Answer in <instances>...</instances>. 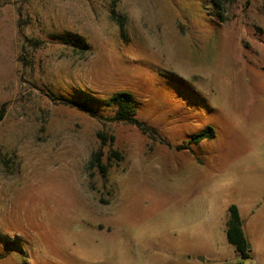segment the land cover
<instances>
[{
	"label": "rangeland",
	"instance_id": "obj_1",
	"mask_svg": "<svg viewBox=\"0 0 264 264\" xmlns=\"http://www.w3.org/2000/svg\"><path fill=\"white\" fill-rule=\"evenodd\" d=\"M0 2V264H264V0ZM121 91L156 135L51 99Z\"/></svg>",
	"mask_w": 264,
	"mask_h": 264
},
{
	"label": "trees",
	"instance_id": "obj_2",
	"mask_svg": "<svg viewBox=\"0 0 264 264\" xmlns=\"http://www.w3.org/2000/svg\"><path fill=\"white\" fill-rule=\"evenodd\" d=\"M212 6L215 9V16L220 22L224 21L223 18V0H210ZM1 5V2H0ZM109 18L114 21L118 28L120 29V33L124 36V25H125V17L120 14L115 13L114 9V1L112 2L111 8L109 10ZM51 37L55 40H58L59 43L70 45L78 48L83 51L88 48L85 41L78 35L72 34H52ZM20 59V58H19ZM51 99L55 101L57 104H60L65 107L74 108L79 110L89 117L96 119L98 121H107L113 123H123L126 125L134 126L141 133L153 137L158 132L155 128L147 125L145 122L139 120L136 117V108L132 99V95L128 92L121 91L116 92L110 98V101H106L105 103L108 105H114L112 109V113L110 114H102L97 109L95 104L97 105V101L90 100L86 98H74V97H66L64 95L53 94ZM3 107L0 109V120L3 117ZM213 132L209 129L204 130L202 132L194 135L190 142H198L204 136L211 137ZM113 140V136L110 137ZM185 147V146H183ZM179 148H182L180 146ZM114 154L117 155L115 152ZM102 153L100 150L94 152L90 159L87 161L86 169L89 171L95 167L99 168L101 173H105L106 168L105 165L102 164L101 161ZM228 219L226 221V229L225 234L227 241L233 245L235 250L240 255L241 259H246L249 257V253L247 250V240L242 228V219L240 218L238 208L236 205L231 204L227 208ZM223 264H235L231 262H224Z\"/></svg>",
	"mask_w": 264,
	"mask_h": 264
},
{
	"label": "water",
	"instance_id": "obj_3",
	"mask_svg": "<svg viewBox=\"0 0 264 264\" xmlns=\"http://www.w3.org/2000/svg\"><path fill=\"white\" fill-rule=\"evenodd\" d=\"M202 259V258H201Z\"/></svg>",
	"mask_w": 264,
	"mask_h": 264
}]
</instances>
